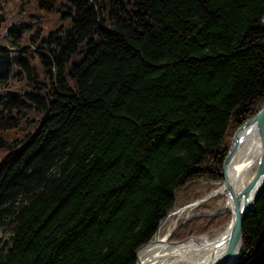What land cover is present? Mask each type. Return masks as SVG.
Instances as JSON below:
<instances>
[{
	"label": "trees",
	"instance_id": "1",
	"mask_svg": "<svg viewBox=\"0 0 264 264\" xmlns=\"http://www.w3.org/2000/svg\"><path fill=\"white\" fill-rule=\"evenodd\" d=\"M263 106L264 0H0V129L38 115L0 134V264H137ZM238 264H264V193Z\"/></svg>",
	"mask_w": 264,
	"mask_h": 264
},
{
	"label": "bare ground",
	"instance_id": "2",
	"mask_svg": "<svg viewBox=\"0 0 264 264\" xmlns=\"http://www.w3.org/2000/svg\"><path fill=\"white\" fill-rule=\"evenodd\" d=\"M243 134H245L244 138L239 145L237 153L229 162L228 167L229 174L239 193L252 180L258 166L259 158L263 152L262 135L259 127L255 126L251 129H245L243 130ZM219 193L226 194V212L230 213L231 201L228 198L224 182L213 192V195L215 196ZM201 200L202 202L206 201V199ZM185 209L174 208L171 210L160 227H164L167 224L168 229L166 230H169V222L171 221L170 224L172 225L176 224V220L180 219ZM172 215H177V219L173 220ZM229 222L220 228L223 230L214 238H211L209 234H204L180 243L170 242L169 237L171 231L166 235L161 234V236L162 228H159L154 242L139 252L140 264H184L186 262L190 264H217L226 251V244H221L220 242L225 236V230Z\"/></svg>",
	"mask_w": 264,
	"mask_h": 264
},
{
	"label": "water",
	"instance_id": "3",
	"mask_svg": "<svg viewBox=\"0 0 264 264\" xmlns=\"http://www.w3.org/2000/svg\"><path fill=\"white\" fill-rule=\"evenodd\" d=\"M255 126L259 127L261 130L263 152L259 158L258 166L252 180L239 193V191L236 190L232 177L229 174V162L237 153L239 145L244 138L245 134H243V130L251 129ZM223 171L225 189L227 191L228 198L231 201V208L229 212L231 213L232 218L228 224L227 229L225 230V236L220 242L221 244H226V251L221 260L217 262V264H238L240 262V253L242 249L244 220L251 212L255 210L258 199L264 193V106L252 118L248 119L243 125H241L234 133V136L231 139V144L227 156L224 161ZM199 202H202V200H200ZM165 219H163L161 223ZM180 225H178V227ZM178 227L174 228V230L171 231V234L175 232ZM157 233L158 231L151 241L141 246L137 250V264H140L139 252L143 248L154 242ZM194 238L195 237H191L190 239ZM185 241L186 240L170 242L180 243Z\"/></svg>",
	"mask_w": 264,
	"mask_h": 264
},
{
	"label": "rangeland",
	"instance_id": "4",
	"mask_svg": "<svg viewBox=\"0 0 264 264\" xmlns=\"http://www.w3.org/2000/svg\"><path fill=\"white\" fill-rule=\"evenodd\" d=\"M37 116L38 115L36 114V112L33 111V113L31 115L29 114V118L32 117L33 118L32 120H27L28 119L27 117L25 118L26 126H23L19 130L18 129L17 130H9L6 132H3L0 129V134H3L4 137H6L8 140L14 139V138H17L18 141H19V139L24 140L22 138H24L26 136V134L28 132H31L32 129L34 128V127H32L33 126L32 123L35 120H37ZM221 184L222 183H214V182H210V181L200 180V181L194 182L193 184H190L187 187L179 190L177 192V195H176V203H175L174 208H181V209L186 208V209L183 212L182 216H180V219L176 220L177 221L176 224L172 225V224H170L171 221L169 222V225H170L169 230H166V229H168L167 224L164 225V227L159 226L160 229L162 228L160 235L161 234L166 235L168 232H170V231L174 230V228L178 227V225L188 222L187 220L195 219L198 217L214 216V215H219V214L225 213L226 209H227L226 208V206H227L226 194L225 193H219L215 196L213 195V192L215 190H217ZM201 199H203V200L206 199V201L199 202L198 200H201ZM172 217H173V220L177 219V215H172ZM222 230L223 229H219V230H216L214 232H209V233H205V234H209V235H211L210 236L211 238H214ZM172 234L170 232V237H169L170 241H184V240L190 239L191 237H199L200 235H204V234H197V235L191 236L189 238H186L184 240H173L171 238ZM184 264H190V263L186 262Z\"/></svg>",
	"mask_w": 264,
	"mask_h": 264
}]
</instances>
